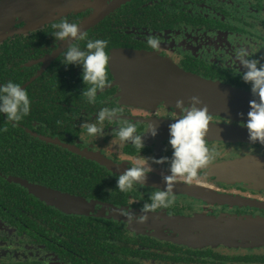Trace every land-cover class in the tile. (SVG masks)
Here are the masks:
<instances>
[{
  "label": "flooded vegetation",
  "instance_id": "flooded-vegetation-1",
  "mask_svg": "<svg viewBox=\"0 0 264 264\" xmlns=\"http://www.w3.org/2000/svg\"><path fill=\"white\" fill-rule=\"evenodd\" d=\"M58 1L57 7H69L55 10L53 20L31 28L18 18L0 42V84H21L32 101L18 122L0 114V264H264V240L217 243L201 237L208 229L264 228L240 224L264 221V180L235 173L243 159L264 156V145L207 134L216 154L209 165L191 183L182 176L170 181L172 207L142 213L152 191L167 187L169 165L153 163L144 186L121 192L118 176L139 153L119 142L115 124L105 122L103 137L82 127L88 116L95 119L100 108L116 104L138 122V131L147 123L158 128L154 138L144 136L140 155L170 158L168 126L179 110L130 101L112 55L152 52L186 71L250 90L233 75L240 71L234 55L243 45L251 58H264V0ZM61 19L78 22L90 39L109 42L108 83L95 104L80 95V66L61 62L75 43L51 34ZM149 35L160 40L158 51L148 46ZM211 115L210 123L243 127ZM128 213L135 214L132 222Z\"/></svg>",
  "mask_w": 264,
  "mask_h": 264
},
{
  "label": "clouds",
  "instance_id": "clouds-1",
  "mask_svg": "<svg viewBox=\"0 0 264 264\" xmlns=\"http://www.w3.org/2000/svg\"><path fill=\"white\" fill-rule=\"evenodd\" d=\"M111 3V0H106ZM54 30L51 34L56 40L75 41L64 53L62 64L65 66L79 65L81 68V79L85 85L81 96L86 98L88 104H95L99 92L103 91L108 83V66L110 62L107 39H90L86 30H81L78 22H69L61 19L51 25ZM79 41H86V46L81 48ZM148 46L158 51L161 47L160 40L152 35L147 38ZM234 59L239 62L240 71L234 73L240 79L250 85V92L254 97L249 101V111L247 120L242 122V126L248 130V139L251 143L259 142L264 145V58H251L248 48L243 45L235 51ZM202 102L193 96L191 105H184L178 100L174 106L176 111L174 122L168 126V145L172 149L171 157L155 159L140 155L145 147L144 136L146 134L155 137L158 134L156 125L147 123L143 131H138V122L125 118L123 107L113 104L100 108L93 115L88 116L82 127L91 137H103L104 124H115L112 129L119 142L132 145L139 157L132 162L126 171L118 176L116 188L121 192H129L134 186H144L147 174L152 171L151 165H169L170 175L164 177L167 187L164 190L156 189L152 191L149 203H145L141 209L142 213L156 212L158 209H168L175 203V195L170 181L176 176L185 177L191 183L198 177L200 170L206 168L209 162L215 157V153L210 151L206 143V135L209 130L212 115L207 106L197 107ZM32 101L27 90L19 83L12 80L0 84V114L11 122H18L30 113ZM243 116V113H240ZM151 161V163H150ZM258 163H261L258 160ZM134 213H128L129 222L134 219ZM140 219H143L141 217Z\"/></svg>",
  "mask_w": 264,
  "mask_h": 264
},
{
  "label": "water",
  "instance_id": "water-1",
  "mask_svg": "<svg viewBox=\"0 0 264 264\" xmlns=\"http://www.w3.org/2000/svg\"><path fill=\"white\" fill-rule=\"evenodd\" d=\"M58 4V0L0 2V42L14 32L18 18L26 20L31 28H37L53 20L55 10L62 12L69 7L68 4H63L58 8ZM111 66L114 72L116 70L118 72V80L123 86L126 97L149 108L160 103L174 107L178 100L190 106L191 97L196 96L202 102L197 107L207 106L211 114L244 122L247 120L249 101L254 98L250 90L186 71L173 61L148 51L118 50V54L114 52L111 57ZM240 113L244 115L241 116ZM207 134L226 140L245 138L249 141L248 130L234 125L210 123ZM258 160L261 163H258ZM239 166L242 169L235 173L242 177L264 180V156H249L243 159ZM240 224L264 225V221L247 220ZM204 232L202 238L217 243H230L240 238L254 242L264 240V228L208 229Z\"/></svg>",
  "mask_w": 264,
  "mask_h": 264
}]
</instances>
